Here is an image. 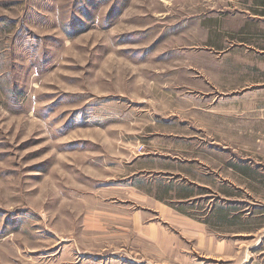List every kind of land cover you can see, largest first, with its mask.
<instances>
[{
    "label": "rangeland",
    "instance_id": "374dc122",
    "mask_svg": "<svg viewBox=\"0 0 264 264\" xmlns=\"http://www.w3.org/2000/svg\"><path fill=\"white\" fill-rule=\"evenodd\" d=\"M243 263L264 0H0V264Z\"/></svg>",
    "mask_w": 264,
    "mask_h": 264
},
{
    "label": "bare ground",
    "instance_id": "6f19581e",
    "mask_svg": "<svg viewBox=\"0 0 264 264\" xmlns=\"http://www.w3.org/2000/svg\"><path fill=\"white\" fill-rule=\"evenodd\" d=\"M246 261H247V260H246ZM246 261H245V262H246ZM243 264H245V263H243Z\"/></svg>",
    "mask_w": 264,
    "mask_h": 264
}]
</instances>
